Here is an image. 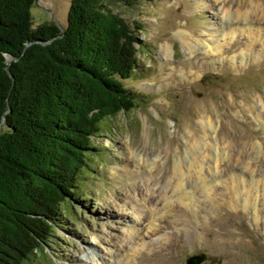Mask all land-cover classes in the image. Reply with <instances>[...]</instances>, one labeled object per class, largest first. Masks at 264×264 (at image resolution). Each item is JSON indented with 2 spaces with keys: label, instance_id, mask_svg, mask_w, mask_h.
Returning <instances> with one entry per match:
<instances>
[{
  "label": "rangeland",
  "instance_id": "374dc122",
  "mask_svg": "<svg viewBox=\"0 0 264 264\" xmlns=\"http://www.w3.org/2000/svg\"><path fill=\"white\" fill-rule=\"evenodd\" d=\"M70 1H34L33 26L64 27ZM109 6L141 27L138 75L124 80L138 105L101 124L82 192L63 204L62 223L35 262L92 264L93 254L99 264H185L202 253L200 264H264V0ZM184 38L214 40L217 52L196 45L189 53ZM134 209L163 218L126 252V230L141 221Z\"/></svg>",
  "mask_w": 264,
  "mask_h": 264
},
{
  "label": "trees",
  "instance_id": "16d2710c",
  "mask_svg": "<svg viewBox=\"0 0 264 264\" xmlns=\"http://www.w3.org/2000/svg\"><path fill=\"white\" fill-rule=\"evenodd\" d=\"M34 1L0 0V264H42L101 124L138 105L139 22L71 0L64 27L33 26Z\"/></svg>",
  "mask_w": 264,
  "mask_h": 264
},
{
  "label": "bare ground",
  "instance_id": "6f19581e",
  "mask_svg": "<svg viewBox=\"0 0 264 264\" xmlns=\"http://www.w3.org/2000/svg\"><path fill=\"white\" fill-rule=\"evenodd\" d=\"M231 13L232 12H229V11L225 10L224 12H222L221 18L222 19H226V20H228V23H231L232 20H233L232 19L233 15ZM246 27H243V28H246ZM179 34H181V35L182 34H186V32L180 30ZM210 37L212 38L214 36H210ZM213 42H214V40L213 41L212 40L208 41V40H204V39H201V38L196 39L194 41L193 40H188V39H185V38L183 39V43L185 44L186 50L189 53L192 52L195 49L196 45L197 46H203L204 50L207 51L208 53H216L217 52V45L216 44L213 45ZM181 187L183 188L182 193L185 194L188 190L186 191L185 187L182 186V185H181ZM161 199H162L161 201L163 202L162 206L165 207V208L169 207L170 199L167 196L162 197ZM157 211L158 210H156V209H152V210L148 209L147 216L145 218L141 217L140 216L141 214H139V212H137L135 209L133 211H131V213L134 215V217L137 220L141 219V221H140V225L128 227L127 230H126L127 237H128L126 242H125L126 245H124V246H126L125 247V251L126 252L130 251L133 248V243L135 242L136 239H139L145 233L153 232L154 230L157 229L156 228V221L158 219H160V218H163V215L158 213ZM160 251H161V249H157L156 251H154L152 253L153 257L150 258L149 260L150 261H157V257L156 256H158L161 253ZM89 262H92V264H99L98 262H100V261L97 260L96 255L93 256V254H91ZM154 263L159 264V262H154Z\"/></svg>",
  "mask_w": 264,
  "mask_h": 264
},
{
  "label": "water",
  "instance_id": "95a60500",
  "mask_svg": "<svg viewBox=\"0 0 264 264\" xmlns=\"http://www.w3.org/2000/svg\"><path fill=\"white\" fill-rule=\"evenodd\" d=\"M35 1L37 2L38 0H35ZM203 260H204V255L202 253L194 254L186 258L185 264H200Z\"/></svg>",
  "mask_w": 264,
  "mask_h": 264
}]
</instances>
